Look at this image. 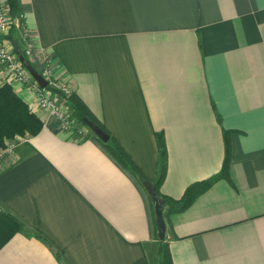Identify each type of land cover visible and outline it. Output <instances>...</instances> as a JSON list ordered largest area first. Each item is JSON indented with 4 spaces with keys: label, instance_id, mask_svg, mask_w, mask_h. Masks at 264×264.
<instances>
[{
    "label": "crops",
    "instance_id": "obj_1",
    "mask_svg": "<svg viewBox=\"0 0 264 264\" xmlns=\"http://www.w3.org/2000/svg\"><path fill=\"white\" fill-rule=\"evenodd\" d=\"M19 11L56 79L147 184L92 131H62L13 82L44 125L0 164V208L27 226L0 264H158L148 189L160 173L157 135L160 189L178 199L221 171L224 130L229 177L165 216L173 263L264 264V0H20ZM13 39L22 44L20 30Z\"/></svg>",
    "mask_w": 264,
    "mask_h": 264
},
{
    "label": "trees",
    "instance_id": "obj_2",
    "mask_svg": "<svg viewBox=\"0 0 264 264\" xmlns=\"http://www.w3.org/2000/svg\"><path fill=\"white\" fill-rule=\"evenodd\" d=\"M10 5V11L12 14L17 13L20 10V0H8ZM10 38H13V30L9 34ZM59 96L70 106L74 116L77 120L86 125L85 119L89 118L97 122L106 132H110L94 115L85 101L76 93L71 95H65L59 90H56ZM218 120L221 121L220 114H217ZM44 125L41 117L29 106V103L22 98L19 93L13 88L11 84H5L0 88V147L3 148L6 145V138H14L16 135L30 136L36 135L42 129ZM87 126V125H86ZM230 131L224 130V142H225V160L221 171L205 180L194 182L189 185L185 193L181 198H171L161 192V180L165 175L166 169V151L164 148V137L162 134H158V146L160 151L161 163L160 173L158 180L151 184L159 195L162 203L165 206V216L171 211H180L189 207L197 196L212 183L220 178H228V170L230 165V143H229ZM95 135V134H94ZM98 138L97 136H95ZM100 142L126 167H129L140 178V180L147 184L144 180L140 170L132 162L129 156L126 154L117 140L110 134V138L107 142H103L98 138ZM27 230L26 223L16 215L4 211L0 208V249L18 232ZM36 233V232H35ZM42 237L41 235H37ZM43 238V237H42ZM47 241V240H46ZM48 242V241H47ZM158 264H174L172 255L170 252L169 243L167 239L158 240Z\"/></svg>",
    "mask_w": 264,
    "mask_h": 264
},
{
    "label": "built area",
    "instance_id": "obj_3",
    "mask_svg": "<svg viewBox=\"0 0 264 264\" xmlns=\"http://www.w3.org/2000/svg\"><path fill=\"white\" fill-rule=\"evenodd\" d=\"M12 30H20L21 45L9 37ZM21 55L48 81L46 87H42L28 70ZM15 81L34 93L37 107L47 112L62 131L71 133L74 138H84L91 132L77 120L70 106L56 92L59 90L65 95H71L73 90L70 85L56 79L54 60L45 48L35 43L32 31L24 22V14L21 11L12 14L8 0H0V88ZM27 137L31 136L26 134L7 141L6 145L0 148V164L6 155L13 152L17 143Z\"/></svg>",
    "mask_w": 264,
    "mask_h": 264
},
{
    "label": "water",
    "instance_id": "obj_4",
    "mask_svg": "<svg viewBox=\"0 0 264 264\" xmlns=\"http://www.w3.org/2000/svg\"><path fill=\"white\" fill-rule=\"evenodd\" d=\"M21 59L32 75L39 81L42 87L48 85V81L38 72V70L31 64V62L24 56L21 55ZM86 125L91 131L103 142H107L110 138V134L106 132L97 122L86 118ZM150 197L154 205L155 220L157 226V235L159 240H165L167 237V222L165 217V206L162 203L156 190L151 186H148Z\"/></svg>",
    "mask_w": 264,
    "mask_h": 264
},
{
    "label": "rangeland",
    "instance_id": "obj_5",
    "mask_svg": "<svg viewBox=\"0 0 264 264\" xmlns=\"http://www.w3.org/2000/svg\"><path fill=\"white\" fill-rule=\"evenodd\" d=\"M45 112V111H44ZM49 116V115H48ZM50 117V116H49ZM51 118V117H50ZM52 119V118H51ZM88 127V126H87ZM89 128V127H88ZM90 129V128H89ZM94 134V133H93ZM21 135H16V136H14V138H6L5 139V142H7V141H10V140H15V139H17L18 137H20ZM1 148V147H0ZM159 240V239H158Z\"/></svg>",
    "mask_w": 264,
    "mask_h": 264
}]
</instances>
